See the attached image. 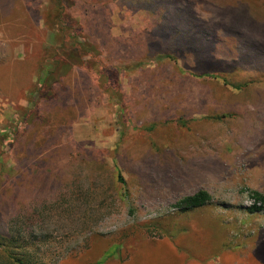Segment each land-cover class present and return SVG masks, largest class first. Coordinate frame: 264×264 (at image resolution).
Instances as JSON below:
<instances>
[{
    "label": "rangeland",
    "instance_id": "374dc122",
    "mask_svg": "<svg viewBox=\"0 0 264 264\" xmlns=\"http://www.w3.org/2000/svg\"><path fill=\"white\" fill-rule=\"evenodd\" d=\"M72 1L105 73L35 109L64 33L48 0H0V234L37 264H264V0Z\"/></svg>",
    "mask_w": 264,
    "mask_h": 264
},
{
    "label": "trees",
    "instance_id": "16d2710c",
    "mask_svg": "<svg viewBox=\"0 0 264 264\" xmlns=\"http://www.w3.org/2000/svg\"><path fill=\"white\" fill-rule=\"evenodd\" d=\"M50 9L53 12L52 22L50 26L52 28H59L64 33V39L54 49V54L51 58L42 56L39 63V73L37 76V82L32 94L35 97L34 108H38L40 101L46 102L56 97L55 86L61 84V80L65 77L74 66H81L84 69H88L94 73L95 77L100 78L105 73V69L99 63L98 48L86 41H80L82 38L81 24L74 20L69 14V10L72 8L74 2L72 0H48ZM55 25V26H54ZM51 60L49 64L45 59ZM47 67H50L49 69ZM110 72V69H108ZM37 110H31L30 116H26V123L31 125L37 118ZM17 141L21 134L15 132ZM0 177L4 174L2 165H0ZM119 183L123 184L122 178L118 175L116 179ZM253 198V205L248 208V211L258 212L264 211V196L257 191L251 192ZM211 201V196L204 190H199L192 195H188L180 199L175 206L179 211L185 212L195 208H200ZM259 205V206H258ZM3 210L0 208V212ZM15 237L4 238L0 234V251L1 256L6 257L10 264H37L36 258L31 257L27 252L17 253L15 252L17 247V240ZM27 247V243L25 244ZM20 248L26 251V248Z\"/></svg>",
    "mask_w": 264,
    "mask_h": 264
}]
</instances>
